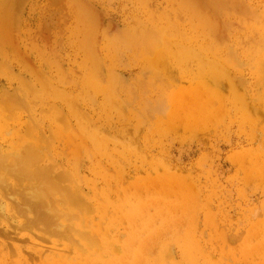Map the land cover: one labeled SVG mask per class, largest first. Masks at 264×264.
<instances>
[{
    "label": "rangeland",
    "instance_id": "rangeland-1",
    "mask_svg": "<svg viewBox=\"0 0 264 264\" xmlns=\"http://www.w3.org/2000/svg\"><path fill=\"white\" fill-rule=\"evenodd\" d=\"M6 1L0 0V16ZM227 1L5 5L0 151L17 156L33 146L40 154L33 168L48 166L57 185L78 186L82 198L70 203L62 192H45V178L0 166V264H264V0ZM164 27L171 49L162 61L151 53ZM39 192L48 201L39 209L52 214L56 234L38 223L20 226L35 216L29 202ZM51 247L65 257L48 255Z\"/></svg>",
    "mask_w": 264,
    "mask_h": 264
},
{
    "label": "bare ground",
    "instance_id": "bare-ground-1",
    "mask_svg": "<svg viewBox=\"0 0 264 264\" xmlns=\"http://www.w3.org/2000/svg\"><path fill=\"white\" fill-rule=\"evenodd\" d=\"M11 0H7L6 2H4L5 4L3 5V11L5 12V5L7 6V4H8V2H10ZM227 0H225V2H226ZM14 2V1H13ZM13 2H12V5L14 6V4H13ZM147 2V1H146ZM190 2H192V1H190ZM228 2V1H227ZM25 3V2H24ZM67 3V2H66ZM198 3V2H197ZM221 3V2H220ZM223 3V2H222ZM63 4V3H62ZM65 4V3H64ZM227 4V3H226ZM9 5V4H8ZM12 5H9V6H12ZM68 5H70V4H68ZM189 5V4H188ZM190 5H191V3H190ZM192 5H193V2H192ZM196 5V4H195ZM222 5V4H221ZM64 6V5H63ZM200 6V5H199ZM76 7V6H75ZM191 7V6H190ZM194 7H196V6H194ZM198 7V6H197ZM84 8H86V9H89L90 8V6H89V8H87L86 7V5H85V7ZM83 8V9H84ZM187 8V7H186ZM188 8H189V6H188ZM91 9V8H90ZM199 10V9H198ZM203 10V9H202ZM201 10V8H200V11H202ZM3 11H2V13H1V16H0V22H2L3 21V23H4V17L7 15L6 13L7 12H5V13H3ZM8 11V10H7ZM174 11H177L176 9L174 10ZM194 11V10H193ZM11 12V11H10ZM9 12V13H10ZM60 12V11H59ZM84 12H86V10H84ZM195 12V11H194ZM205 12V11H204ZM67 13V12H66ZM65 13V14H66ZM92 13V12H91ZM177 13H179V12H177ZM183 13V12H182ZM186 13V12H185ZM211 13V12H210ZM11 14V13H10ZM9 14V18H11L12 16V14L10 15ZM94 14V13H93ZM146 14V13H145ZM176 14V13H175ZM174 14V15H175ZM206 14L207 15H209L208 13H205V16H206ZM153 15V14H152ZM170 15V14H169ZM168 15V16H169ZM177 15H179V14H176L175 16H177ZM183 15V14H182ZM199 15H200V12H199ZM11 16V17H10ZM97 16H99V15H97ZM164 16V15H163ZM186 16V15H185ZM201 16H202V14H201ZM242 16V15H241ZM170 17V16H169ZM168 17V18H169ZM209 18H210V16H208ZM6 18V17H5ZM8 18V17H7ZM149 18V17H148ZM196 18V17H195ZM206 19H207V17H205ZM216 18V17H215ZM248 18V17H247ZM246 18V19H247ZM65 19V18H64ZM167 19V18H166ZM170 20H172L173 19V16H172V19L171 18H169ZM179 19V18H178ZM182 19V18H181ZM201 19V18H200ZM205 19V20H206ZM244 19V21H242L241 20V22H245L246 23V21H245V18H243ZM9 20V19H8ZM168 20V19H167ZM204 20V21H205ZM211 19H209V20H207V21H210ZM261 19L259 18V21H260ZM95 21V20H94ZM163 21V20H162ZM161 21V22H162ZM192 21H194V20H192ZM191 21V22H192ZM201 21H203V20H201ZM252 21V20H251ZM97 22V24H98V21H96ZM165 22H166V20H165ZM180 22V21H179ZM217 22V21H216ZM215 22V23H216ZM95 23V22H94ZM152 23H154V22H152ZM157 23H158V21H157ZM160 23V22H159ZM202 24H204L203 22H201ZM213 23L214 22H212V25H213ZM9 24V23H8ZM168 24V23H167ZM174 25V27L176 26V23L175 24H173V21H172V23H170L169 25ZM96 25V24H95ZM94 25V26H95ZM99 25V24H98ZM190 25H191V23H190ZM76 26V25H75ZM159 26V25H158ZM157 26V27H158ZM163 26V25H162ZM161 26V27H162ZM164 26H166L165 24H164ZM207 26H209V24H206V27ZM5 27V26H4ZM103 28H104V26H102ZM108 27V26H107ZM209 27H211V25L209 26ZM11 28H12V26H11ZM76 28H78V27H76ZM94 28V27H93ZM148 28V27H147ZM159 28V27H158ZM222 28V27H221ZM237 28V27H236ZM3 29V28H2ZM85 29V28H84ZM98 29V28H97ZM133 29V28H132ZM149 29V28H148ZM167 29H169V28H167ZM167 29H165V27L162 29V30H164V32H162V33H160V35L161 36H159V39L156 41V43H154L153 45L155 46V49H154V51L151 53V55H152V58L153 59H155L156 57H159V56H161L162 54H164L165 53V55L167 54V52L168 51H170V49H171V41H170V37L168 38V36H167V33L169 32V31H167ZM174 29V28H173ZM179 29H180V27H179ZM5 30H6V28H5ZM101 30H103V29H101ZM100 30V31H101ZM145 30V29H144ZM212 30V29H211ZM238 30V29H237ZM240 30V29H239ZM7 31V30H6ZM5 31V32H6ZM99 31V30H98ZM97 31V32H98ZM113 31V30H112ZM123 31H124V29H123ZM141 31H143V30H141ZM150 31V30H149ZM149 31H146L147 33H148V37L150 38L151 36H152V34L154 33H156V31L155 30H151L150 32ZM152 31H154L153 33H151ZM158 31V30H157ZM161 31V30H160ZM159 31V32H160ZM171 31V30H170ZM174 31V33H175V29L173 30ZM214 31V30H213ZM4 32V31H3ZM10 32V31H9ZM110 32V31H109ZM131 32H132V30H131ZM207 32L209 33L210 31H209V29L207 30ZM244 32V31H243ZM112 33H114V32H112ZM116 33V32H115ZM114 33V34H115ZM218 33H219V31H218ZM89 34V33H88ZM116 34H118V31H117V33ZM124 34V33H123ZM126 35H127V33H125ZM150 34H151V36H150ZM153 34V35H154ZM169 34V33H168ZM177 34V33H176ZM205 34H206V32H205ZM244 34H246V33H244ZM16 35V34H15ZM18 35V34H17ZM194 35V34H193ZM208 35V34H207ZM89 35H87V37H88ZM107 36V35H106ZM128 36V35H127ZM143 36V35H142ZM146 36V35H145ZM172 36V35H171ZM202 36H203V34H202ZM16 37V36H15ZM110 37H111V35H110ZM130 37V36H129ZM153 37V36H152ZM177 37V36H176ZM6 38V37H5ZM8 38H9V35H8ZM89 38V37H88ZM108 38H109V36H108ZM114 38V37H113ZM131 38H132V36H131ZM154 39H155V35H154V37H153ZM210 38V37H209ZM240 38V37H239ZM180 39H181V37H180ZM245 39H246V37H245ZM17 40V39H16ZM136 40H137V38H136ZM150 40V39H149ZM211 40V39H210ZM88 41L89 40H87V43H85L86 45H88ZM95 41V40H94ZM146 41H148V39L146 40ZM145 41V42H146ZM181 41H182V39H181ZM212 41V40H211ZM215 41V40H214ZM179 42V41H178ZM192 42V41H191ZM237 42V41H236ZM94 43V42H93ZM135 43V42H134ZM141 43V42H140ZM217 43V41L215 42V44ZM149 44V43H148ZM183 44V43H182ZM218 44V43H217ZM248 44V43H247ZM13 45V44H12ZM36 45V44H35ZM83 45V44H82ZM94 45H95V43H94ZM134 45V44H133ZM141 45H143V43L141 44ZM178 44H176V46H177ZM184 45V44H183ZM190 45H191V43H190ZM190 45H189V47H190ZM219 45V44H218ZM221 45V44H220ZM250 45V44H249ZM1 46V45H0ZM44 46H45V44H44ZM84 46V45H83ZM91 46V45H90ZM148 46V45H147ZM146 46V47H147ZM182 46V45H181ZM180 46V47H181ZM204 46V45H203ZM217 46V45H216ZM228 46V45H227ZM88 47V46H87ZM149 47H151L152 48V46H151V44L149 45ZM178 47V46H177ZM208 47V46H207ZM218 47V46H217ZM216 47V48H217ZM261 47V46H260ZM15 48V47H14ZM52 48V47H51ZM150 48V50L152 51V49ZM219 48V47H218ZM145 49V48H144ZM143 49V50H144ZM45 50V49H44ZM51 50H53V49H51ZM95 50V49H94ZM193 50V49H192ZM209 50V49H208ZM263 50V49H262ZM42 51V50H41ZM84 51V50H83ZM147 51V50H146ZM172 51V50H171ZM174 51V50H173ZM172 51V52H173ZM196 51V50H195ZM258 51V50H257ZM261 51V50H260ZM54 52V51H53ZM56 52V51H55ZM148 52V51H147ZM147 52H144V53H147ZM170 53V52H169ZM57 54V53H56ZM113 54V53H112ZM148 54V53H147ZM2 55V54H1ZM95 55V54H94ZM149 55V54H148ZM151 55H150V57H151ZM170 55V54H169ZM168 55V56H169ZM99 56V55H98ZM175 56V55H174ZM189 56H190V54H189ZM92 58L94 57V56H91ZM111 57V56H110ZM173 57V56H172ZM89 58V57H88ZM91 58V59H92ZM160 58H162V56L160 57ZM165 56H164V59L162 58L161 60L162 61H164L165 60ZM168 58V57H167ZM25 59V58H24ZM23 59V60H24ZM43 59V58H42ZM138 59V58H137ZM201 59V58H200ZM54 60V59H53ZM61 60V59H60ZM161 60L159 61V62H161ZM187 60V59H186ZM24 61H26V60H24ZM95 61V60H94ZM155 61V60H154ZM158 61V60H157ZM157 61H155V63L154 64H156V62ZM168 61H170V60H168ZM215 61V60H214ZM4 62V61H3ZM28 62V61H27ZM26 62V63H27ZM147 62H148V60H147ZM234 62V61H233ZM57 63V62H56ZM260 63V62H259ZM1 64V63H0ZM6 64V63H5ZM27 64H29V63H27ZM101 64V63H100ZM4 65V64H3ZM2 65V66H3ZM31 65V64H30ZM58 65H59V63H58ZM92 65H94L93 63H92ZM99 65V64H98ZM150 65V64H149ZM202 65H203V63H202ZM219 65V64H218ZM2 66H1V68H2ZM29 66V65H28ZM76 66V65H75ZM82 66V65H81ZM154 66H156V65H154ZM30 67V66H29ZM56 67H57V65H56ZM58 67H60V66H58ZM88 67V66H87ZM97 67H99V66H97ZM215 67H217V65H215ZM214 67V68H215ZM259 67V66H258ZM261 67V66H260ZM32 68V67H31ZM92 68H94V67H92ZM218 68V67H217ZM217 68H215V70L217 69ZM253 68V67H252ZM262 68V67H261ZM9 69V68H8ZM34 69V68H33ZM60 69H62L61 67H60ZM100 69V68H99ZM149 69V68H148ZM162 69V68H161ZM175 69V68H174ZM264 69V68H263ZM10 70V69H9ZM94 70H95V68H94ZM156 70V69H155ZM168 70V69H167ZM1 71V70H0ZM34 73L35 72H37L35 69L34 70H32ZM74 71V70H73ZM97 71H98V68H97ZM159 71H160V69H159ZM217 71V70H216ZM226 71V70H225ZM244 71V70H243ZM10 72V71H9ZM63 72V71H62ZM77 72V71H76ZM95 72H96V70H95ZM218 72V71H217ZM224 71H222L221 72V74L223 73ZM229 72V71H228ZM1 73V72H0ZM11 73H13L12 71H11ZM44 73V72H43ZM74 73H75V71H74ZM155 73V72H154ZM166 73V72H165ZM227 73V72H226ZM262 73V72H261ZM97 74V73H96ZM96 74H95V76H96ZM111 74V73H110ZM116 74V73H115ZM118 74V73H117ZM224 74V73H223ZM60 75H61V73H60ZM64 75H65V73H64ZM63 75V76H64ZM69 75H70V72H69ZM98 75V74H97ZM167 75V74H166ZM207 75V74H206ZM212 75V74H211ZM91 76H94L93 75V71H92V75ZM94 76V78L96 79L97 77H95ZM117 76V75H116ZM225 76V75H224ZM39 77V76H38ZM62 77V76H61ZM140 77V76H139ZM167 77V76H166ZM170 77V76H169ZM212 77V76H211ZM218 77H219V75H218ZM217 77V78H218ZM40 78V77H39ZM42 78V77H41ZM103 78V77H102ZM113 78V77H112ZM115 78V77H114ZM199 78V77H198ZM209 78V77H208ZM225 78L227 79V77L225 76ZM43 79V78H42ZM152 79V78H151ZM221 79H223V77L221 76V78H219L218 80H221ZM22 80V79H21ZM25 80V79H24ZM112 80V79H111ZM210 80H212V84L211 85H213V83H214V85L217 87V88H219L217 85H219V84H216L217 83V81L216 82H213V81H215V79L213 78H211ZM229 80V79H228ZM43 81V80H42ZM46 80L44 79V82H45ZM97 81H98V79H97ZM116 81V80H115ZM186 81H188V80H186ZM233 81V80H232ZM29 82V81H28ZM99 82V81H98ZM101 82V81H100ZM152 82V81H151ZM156 82V81H155ZM195 82V81H194ZM24 83H25V81H24ZM23 83V84H24ZM103 83V82H102ZM116 83V82H115ZM114 83V84H115ZM150 83V82H149ZM208 83H210V81L208 80ZM233 83V82H232ZM31 84V83H30ZM119 84V83H118ZM153 84V83H152ZM155 84V83H154ZM48 85V84H47ZM129 85V84H128ZM145 85V84H144ZM158 85V84H157ZM213 85V86H214ZM221 85V84H220ZM219 85V86H220ZM27 86V85H26ZM32 86V85H31ZM30 86V87H31ZM46 86V85H45ZM114 86H116V85H114ZM133 86V85H132ZM33 87V86H32ZM47 87H50V86H47ZM46 87V88H47ZM98 87V86H97ZM129 87V86H128ZM150 87H152V85L150 86ZM221 87V86H220ZM233 87V86H232ZM28 88H29V86H28ZM45 88V87H44ZM58 88V87H57ZM107 88V87H106ZM134 88V87H133ZM132 88V89H133ZM145 88V87H144ZM35 89V88H34ZM34 89L33 90H31V91H34ZM50 89V88H49ZM146 89V88H145ZM37 90V89H36ZM35 90V91H36ZM127 90L129 91L130 89H128L127 88ZM206 92H209V87L207 86L205 89H204ZM113 91V90H112ZM229 91V90H228ZM3 92V91H2ZM9 92V91H8ZM43 92V91H42ZM65 92V91H64ZM80 92V91H79ZM127 92V91H126ZM129 92H131V91H129ZM41 93V92H40ZM16 94V93H15ZM66 94V93H65ZM112 94H114V92L112 93ZM145 94V93H144ZM243 94H244V92H243ZM257 94V93H256ZM6 95V94H5ZM14 95V94H13ZM66 95H68V94H66ZM123 95V94H122ZM175 95V94H174ZM70 96V95H69ZM117 96V95H116ZM128 96H130V95H128ZM132 96V95H131ZM241 96V95H240ZM184 97V95H179V96H177L176 97V99L177 100H179V98H183ZM246 97V96H245ZM264 97V96H263ZM89 98H91V97H89ZM114 98V97H113ZM206 98V97H205ZM120 99V98H119ZM130 99V98H129ZM240 99V98H239ZM79 100H80V98H79ZM113 100V99H112ZM116 100V99H115ZM217 100V99H216ZM236 100V99H235ZM241 100H242V98H241ZM1 101V100H0ZM9 101V100H8ZM17 101V100H16ZM70 101V100H69ZM68 101V102H69ZM143 101V100H142ZM244 101L246 102L247 100L246 99H244ZM244 101H241V104L240 105H242V104H246V105H248L249 103H248V101L246 102V103H244ZM36 102V101H35ZM110 102V101H109ZM186 102V101H185ZM205 102V101H204ZM211 102H213L212 100H211ZM240 102V101H239ZM243 102V103H242ZM5 103V102H4ZM9 103V102H8ZM7 103V104H8ZM71 103V102H70ZM70 103H68V104H70ZM90 103V102H89ZM144 103V102H143ZM216 103V102H215ZM6 104V103H5ZM72 104V103H71ZM239 104V103H238ZM9 105V104H8ZM67 105V104H66ZM204 105H206V104H204ZM214 105V104H213ZM239 105V106H240ZM244 105H242L243 107H245V109L244 110H246V105L244 106ZM10 106V105H9ZM72 106V105H71ZM140 106H142V105H140ZM144 106V105H143ZM200 106V105H199ZM198 106V107H199ZM202 106V105H201ZM226 106V105H225ZM238 105H237V107H239ZM7 107V106H6ZM5 107V108H6ZM19 107V106H18ZM18 107H16V108H18ZM50 107V106H49ZM73 107V106H72ZM128 107V106H127ZM194 107V106H193ZM66 108H67V106H66ZM113 108V107H112ZM121 108V107H120ZM143 108H145V107H143ZM170 108V107H169ZM204 108H206V107H204ZM207 108H208V106H207ZM207 108H206V111H207ZM220 108H222V110H223V107H220ZM240 108H242V107H239V109ZM248 108V107H247ZM9 109V107L7 108V109H5L6 111H9L8 110ZM19 109V108H18ZM22 109V108H21ZM60 109V108H59ZM70 109V108H69ZM117 109H119V108H117ZM116 109V110H117ZM146 109V108H145ZM212 109V108H211ZM41 110H43V109H41ZM48 110H49V108H48ZM62 110V109H61ZM75 110H76V107H75ZM144 110V109H143ZM166 110V109H165ZM192 110V109H191ZM243 110V109H242ZM27 111V110H26ZM45 111V110H44ZM119 111V110H118ZM137 111V110H136ZM196 111V110H195ZM9 112H12V111H9ZM8 112V113H9ZM41 112V111H40ZM43 112V111H42ZM46 112H47V110H46ZM46 112H45V114H46ZM62 111H60V113H61ZM65 112V111H64ZM143 112V111H142ZM187 112V111H186ZM186 112H185V114H186ZM198 112V111H197ZM197 112H196V114H197ZM201 112H202V110H201ZM210 112H211V110H210ZM225 112V111H224ZM245 112V111H244ZM243 112V113H244ZM246 112H247V110H246ZM63 113V112H62ZM61 113V114H62ZM66 113V112H65ZM77 113V115H78V112H76ZM207 113H208V111H207ZM206 113V114H207ZM223 113V112H222ZM189 114H190V112H189ZM195 114V115H196ZM198 114H199V112H198ZM197 114V115H198ZM201 114V113H200ZM248 114V113H247ZM62 115H64V113L62 114ZM67 115V114H66ZM205 115V114H204ZM186 116V115H185ZM59 117V116H58ZM143 117V116H142ZM201 117V116H200ZM55 118L57 119V117L55 116ZM110 118V117H109ZM124 118V117H123ZM204 118V117H203ZM203 118H201V119H203ZM213 118H214V116H213ZM79 119H80V117H79ZM139 119V118H138ZM200 119V120H201ZM66 120V119H65ZM77 120V119H76ZM146 120V119H145ZM84 121H86L85 119H84ZM63 122L64 121H62V125H63ZM77 122V121H76ZM88 122V121H87ZM69 122L67 121V123H65V124H67L68 125V127H70L71 125L70 124H68ZM142 123V122H141ZM34 124H36V123H34ZM88 124V123H87ZM32 125V124H31ZM76 125V124H75ZM89 125V124H88ZM93 125V124H92ZM13 126V125H12ZM65 126V125H64ZM77 126V125H76ZM163 126V125H162ZM49 127V126H48ZM90 127V126H89ZM95 127V126H94ZM93 127V128H94ZM34 128H35V126H34ZM63 128V127H62ZM71 128H72V126H71ZM96 128V127H95ZM25 129H26V127H25ZM50 129V128H49ZM26 130H28V132L27 133H29V134H25L26 132H24V134L25 135H30L31 134V132H29V131H32V129L30 130L29 128H27ZM48 130V129H47ZM62 130H67L66 129V127H64V129H62ZM93 130H95V129H93ZM99 130V129H98ZM173 130V129H172ZM17 131V130H16ZM39 131H40V128H39ZM38 131V132H39ZM49 131H51V130H49ZM97 131V130H96ZM100 131V130H99ZM4 132V131H3ZM98 132V131H97ZM6 133V132H5ZM4 133V134H5ZM40 133V132H39ZM42 134V133H41ZM53 134V133H52ZM98 135H100L99 133H98ZM31 136V138H32V134L30 135ZM30 136H28V137H30ZM62 136V135H61ZM48 137V136H47ZM54 137V136H53ZM91 137H93V136H91ZM117 136H115V138H116ZM127 137V136H126ZM191 137V136H190ZM44 138V137H43ZM42 138V139H43ZM112 138V137H111ZM115 138H113V139H115ZM119 138V137H118ZM40 137L38 138V142H40ZM45 139H46V137H45ZM93 139H94V137H93ZM122 139V138H121ZM120 139V140H121ZM133 139V138H132ZM17 140V139H16ZM52 140V139H51ZM117 141V140H116ZM126 141V140H125ZM15 142V141H14ZM13 142V143H14ZM48 142V141H47ZM45 143V142H44ZM49 144V143H48ZM136 144V143H135ZM126 145V144H125ZM31 146V145H30ZM38 146H40L39 144H38ZM47 146V145H46ZM132 146H133V144H132ZM32 147V150L31 151H34V149H33V146H31ZM41 147V146H40ZM43 147V146H42ZM131 147V146H130ZM136 148V147H135ZM50 149V148H49ZM126 149H127V147H126ZM44 150V149H43ZM128 150H129V148H128ZM138 150V149H137ZM23 151H25V148H24V150ZM22 151V152H23ZM28 152L26 153V151L24 152L25 154H19L18 153V155L17 156H19L18 158H16L17 156H16V154L15 155H13V156H11V154L9 155V154H4L3 152H1L0 151V153H2V154H0V166L2 167V168H4V169H7L8 171V173H11V174H13V175H15V176H19V175H22V176H29V175H31L32 177H37V178H41V181H42V179L43 178H45V180H47V185H45L44 186V189H45V192L47 191V193H54V194H52L53 196L56 194L55 192H60V194H62L63 195V197L65 198V200L66 201H68V202H70V203H77V202H79L80 200H81V196H80V190H79V188H77V187H74L75 185H73L72 187L70 186V187H64V186H61V185H57L56 184V182H55V180L53 179L52 180V174H50V173H48L49 172V168H48V166L46 167V166H35V168H33V166L36 164L37 165V159H36V156L37 155H39L38 156V158L40 157V154H37L36 156H35V153H33V152H31L30 151V148H29V150H27ZM20 152H21V150H20ZM45 152H47V151H45ZM20 155H24L25 157H23V156H20ZM47 155V154H46ZM16 156V157H15ZM20 157H22L24 160H20L21 158ZM10 158V159H9ZM41 158H42V156H41ZM4 160H5V162H8V163H5L4 162ZM118 160V159H117ZM142 160V159H141ZM118 162V161H117ZM164 164V163H163ZM61 165V164H60ZM77 166V165H76ZM170 166V165H169ZM260 166V165H259ZM1 168V169H2ZM169 167H167L166 169H168ZM48 169V170H47ZM51 169V168H50ZM66 170V169H65ZM156 170H158L157 168H156ZM52 171V170H51ZM6 172V171H5ZM78 172V171H77ZM60 173H62V172H60ZM59 173V174H60ZM78 174V173H77ZM57 176H58V174H57ZM57 176H56V178H57ZM60 176V178L62 179V177L64 178L66 175H65V173L63 174L62 173V175L60 174L59 175ZM70 176V175H69ZM71 177V176H70ZM59 178V177H58ZM59 178V179H60ZM80 178V177H79ZM113 178V177H112ZM5 179H7V178H5ZM128 179V178H127ZM44 180V179H43ZM69 180H71V178H69ZM28 181V180H27ZM64 182V181H63ZM69 182V181H68ZM7 183V182H6ZM30 183V182H29ZM43 183V182H42ZM41 183V184H42ZM0 184L1 185H3V184H5L4 183V174H3V172H1V174H0ZM15 184V186H16V183H11L10 184V186L12 185H14ZM32 184V183H31ZM40 184V183H39ZM43 184H45V183H43ZM75 184V183H74ZM177 185V184H176ZM19 186V185H18ZM18 186H16L15 188H17ZM23 186V185H22ZM25 186V185H24ZM23 186V187H24ZM29 186V185H28ZM41 185H38L37 187L39 188ZM179 186V185H178ZM3 187V186H2ZM33 187H34V190H35V186L33 185ZM6 188H7V185H6ZM9 188V187H8ZM13 188H14V186H13ZM20 188V187H19ZM43 188V187H42ZM41 188V189H42ZM98 188V187H97ZM18 189V188H17ZM28 189V188H27ZM40 188H39V190H41ZM10 190V189H9ZM16 190V189H15ZM29 191H31L30 189H28ZM17 191V190H16ZM28 191V192H29ZM37 191V190H36ZM42 191V190H41ZM1 192V191H0ZM12 192H13V189H12ZM26 192V191H25ZM32 192V191H31ZM34 192V191H33ZM38 192V191H37ZM62 192V193H61ZM84 192V191H83ZM2 193V192H1ZM0 193V194H1ZM15 193V192H14ZM41 192H39V194H40ZM85 193V192H84ZM6 194V193H5ZM28 194V193H27ZM35 195H33V196H31V200H30V206L33 208V209H35V216L33 217V218H31L30 220L29 219H27L24 223H21V225L20 226H29L30 227V225L32 224V223H38V226H39V224H41L42 225V228H44V229H46V230H48V231H53V230H55V229H53L54 227H52L53 226V224H54V220H53V218H52V214L50 213V212H48V211H46V210H43V209H39V208H41V207H43L44 206V208H45V206L46 205H48V201H47V198L44 196V193L42 192L40 195H36V193H34ZM10 195V194H9ZM14 195V194H13ZM13 195H11L10 197L13 199ZM156 195V194H155ZM6 196H8V195H6ZM52 196V197H53ZM51 197V198H52ZM81 197V198H80ZM171 197V196H170ZM15 198V197H14ZM174 198V197H173ZM60 199H61V197H60ZM90 199V198H89ZM17 200V199H16ZM48 200H49V198H48ZM54 200V199H53ZM175 200V199H174ZM157 201V200H156ZM163 201V200H162ZM151 202V201H150ZM167 203V202H166ZM157 204H159V202L157 203ZM168 204V203H167ZM18 205H20V204H18ZM164 205H166L165 204V202H164ZM24 206V205H23ZM158 206V205H157ZM169 206V205H168ZM49 207V206H48ZM63 207V206H62ZM164 207V206H163ZM162 207V208H163ZM167 207V206H166ZM172 207V206H171ZM175 207V206H174ZM4 208V207H3ZM2 208V209H3ZM54 209V208H53ZM58 208H56V210H57ZM66 209V208H65ZM166 209V208H165ZM171 209H174V208H171ZM49 210H51V209H49ZM178 210V209H177ZM28 211V210H27ZM26 211V212H27ZM53 211V210H52ZM51 211V212H52ZM29 212V211H28ZM172 212V211H171ZM67 213V212H66ZM172 214V213H171ZM182 216V215H181ZM30 217V216H29ZM145 217V216H144ZM154 223V222H153ZM169 224V223H168ZM58 225H56V227H57ZM55 227V228H56ZM62 227V226H61ZM15 228V227H14ZM58 230H56V232H57ZM56 232L55 231H53V233H55L56 234ZM60 233H61V230L59 231ZM73 232V231H72ZM76 232V233H75ZM74 233L77 235V236H82V234L83 233H81L80 231H78V230H76ZM86 233V232H85ZM85 233H84V235H85ZM88 236V235H87ZM90 237V236H89ZM162 237V236H161ZM204 237V236H203ZM79 238V237H78ZM83 238V237H82ZM91 238V237H90ZM92 239V238H91ZM90 239V240H91ZM102 239V238H101ZM86 240L87 239H85V242H86ZM95 240V239H94ZM88 241V240H87ZM93 242V241H92ZM91 242V243H92ZM96 242V241H95ZM88 243V242H87ZM90 243V241H89V245L91 244ZM97 244V243H96ZM95 245V244H94ZM93 245V246H94ZM77 246V245H76ZM169 246V245H168ZM98 248V247H97ZM77 249H78V247H77ZM70 250V249H69ZM82 250V249H81ZM80 250V251H81ZM56 251H58L56 248H54V247H51V248H46V252H47V254L48 255H51V256H55V257H58V258H64L65 257V255H63V254H61V253H59V252H56ZM37 254H38V258L40 259V257L44 254V249L43 250H40V249H38L37 251H35ZM127 252V251H126ZM144 254V253H143ZM214 257V256H213ZM146 258V257H145ZM170 259V258H169ZM50 260V259H49ZM224 260V259H223ZM66 262V261H65ZM88 264V263H87Z\"/></svg>",
    "mask_w": 264,
    "mask_h": 264
}]
</instances>
